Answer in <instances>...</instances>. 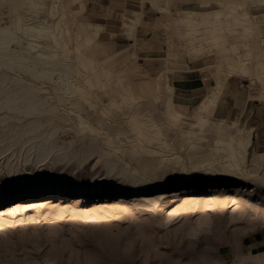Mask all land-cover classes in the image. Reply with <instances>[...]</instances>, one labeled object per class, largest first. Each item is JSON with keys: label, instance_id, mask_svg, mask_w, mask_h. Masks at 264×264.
<instances>
[{"label": "rangeland", "instance_id": "374dc122", "mask_svg": "<svg viewBox=\"0 0 264 264\" xmlns=\"http://www.w3.org/2000/svg\"><path fill=\"white\" fill-rule=\"evenodd\" d=\"M50 1L52 3L53 0ZM148 1L156 2L155 0ZM192 1L196 2V0ZM199 1L201 3L196 2V7L193 9L220 8L224 12L222 16L224 21H231L232 17L228 15V13H232L229 10L231 7L238 12L247 11L253 24L259 26L258 32L256 31L254 38L251 39L253 51L259 54L264 52V45L260 42L264 28L263 0H257V4L253 8L255 11L249 7L248 0H207L208 3L206 4L202 3L205 0ZM239 1H243V3L236 4ZM71 7L77 8L74 5ZM29 14L32 12L26 10L11 11L9 5L5 4L0 7V25L9 24L14 28L18 24L19 17L25 20ZM42 15L50 16L49 10L46 8ZM50 19L51 22L58 20L56 16L50 17ZM170 20L171 23L167 24L166 27L177 31L175 34L177 41H181L180 49L189 48L190 50L193 49V46L203 44L204 49L195 50L196 57H206L205 60L210 65V72L216 83L218 72L215 66L222 58L220 48L223 43L215 46L213 39L202 37L199 43L193 44L190 40L195 34L185 33L184 29L177 28L174 18ZM63 26L66 30L75 27V23L65 21ZM239 32L240 35L237 36V39H233L234 37L229 39L232 44L233 42L239 44L246 40L244 30L240 28ZM56 34L57 42L52 37L41 38L40 43L51 44V51L58 53V59L65 65L66 83L77 82L82 85V93L87 92L85 94L89 100L97 105L91 106L87 101H84L87 98L85 94L83 99V96H78V93L72 96L63 91H55L56 87L59 88V84L45 80L46 85L48 84L46 87L49 90L48 95L52 97L49 101L52 105L58 104V112L24 118L20 123L11 121L6 125L0 124L1 133L3 128L5 129L8 125L20 127L34 119L43 123L46 122L45 124L49 122L44 132L38 136L50 130L53 131V128H59L60 130L56 135L58 139L56 138V140L60 142V147L65 151L82 154L89 149L92 142L96 143L98 149L96 157L94 156L96 160L93 161L92 159L93 162L97 163L95 171H101L105 160L112 158L119 163V166H125L124 161L129 162L128 169L131 172L136 170V172H142L146 175V171L152 169L154 179H168L183 172L181 165H176L172 160H169L170 154L175 152L183 155L188 162L191 161L190 154L200 151L203 153V160H214L208 145L216 139L215 134L208 131L200 132L201 130L198 128L189 133L190 129L180 128L172 118L165 114L163 97L159 90L146 92L141 86L134 85L135 95L133 97L128 96L127 102H123L120 94L114 97L110 90L111 86H108L109 91H106L103 84L108 83L110 85L109 82L111 80L113 82L116 76L110 75L109 77L107 75L109 78L106 75L96 76L88 68L77 63L76 58H74L75 60L68 59L70 58L69 51H65V45L62 41L64 38L58 32ZM19 35L22 36V33ZM104 37L100 39L102 40ZM68 39L73 46H77V43L72 41L70 36ZM229 40L227 37L226 44ZM100 43L103 41L95 42L90 46L97 60L108 57L106 56L107 52L100 47ZM13 47L19 48L15 45ZM84 50L81 49V51ZM237 60L239 61L238 58ZM228 65L229 63L223 66L229 69ZM114 70L115 72H117L116 70L122 71L121 74L127 75L126 71L121 70L118 66ZM252 70V73L236 74L254 80L255 88L258 90L259 85L260 90L264 93V78L260 79L255 70ZM5 72L11 76L21 74L36 86L43 83V81L29 78L20 71L16 73ZM224 76H218V79L225 82L222 80ZM0 82H2L1 77ZM12 86L14 87L12 88ZM5 87L6 89H4ZM9 91H16V85L12 80L7 81L6 85H3V82L0 83V100L1 98L4 100ZM82 93L79 92V94ZM263 95L260 94V97H264ZM58 97L64 100L63 104L59 103ZM111 97L116 101L114 104L110 103L113 101ZM72 102H77V104L74 105ZM71 108L80 109L85 118L95 127L108 125L127 133L108 136L105 133L106 130H102L100 134L92 133L87 129L81 130L77 117L72 113L68 117L67 111ZM134 108H141L142 111L154 113L153 117L171 143L172 151L167 149L152 156L143 154L141 146L137 145L133 127L129 124ZM7 113L10 116L14 115L11 112H3L0 113V116H5ZM58 116L65 117L67 121L59 119ZM7 141L8 139L0 143V147H3ZM200 144L204 148H201ZM133 145H136L138 154L131 156ZM102 147L115 148L119 151L118 154L108 157L102 156L100 159L98 155L101 153ZM18 148L17 146L14 147L17 150ZM7 154L11 155L12 150ZM252 157L253 155L248 156V164H251ZM5 161L6 157L0 161L4 168L3 172L0 173V188L7 191L14 184L15 179L9 180L2 177L6 174ZM216 163L218 165L213 169V172L221 175L224 169L222 165L226 163L225 158H217ZM88 166L89 164L86 162L74 169L70 164L62 173L78 176L80 181L87 182L90 180V175L95 172L89 170ZM191 169L194 168L186 169L187 173ZM195 169L202 172L205 167L199 166ZM184 172L187 174L186 171ZM56 174L54 172L53 176L55 177ZM243 176L254 180L258 191L248 193L216 190L209 193L184 194L174 199H164L161 194L150 195L148 198H140L142 196L131 198L127 195L116 196L117 198L122 197L118 199L115 197L107 198L108 201L102 202H95V197L92 196L87 201L79 202L78 197L80 195L76 194L69 197L65 195L56 196L53 199L55 201L51 203L45 201L50 196L47 195L32 198L31 200H34L36 205L32 206L31 209L28 208L16 213H10L8 208H5L8 204L6 203L0 207V264H223L224 247L233 244L239 238L253 236L257 233H260V236L264 235V171L262 168L252 167L249 168V173ZM235 262L236 264H264V260L246 261V259H239Z\"/></svg>", "mask_w": 264, "mask_h": 264}, {"label": "bare ground", "instance_id": "6f19581e", "mask_svg": "<svg viewBox=\"0 0 264 264\" xmlns=\"http://www.w3.org/2000/svg\"><path fill=\"white\" fill-rule=\"evenodd\" d=\"M49 1L0 0V7L8 4L11 11L26 10L32 12L25 20L19 17L18 24L14 28L9 24L6 26L0 25L1 81L3 85H6L7 81L12 80L16 85V91H9L4 100L2 98L0 100V113L11 112L14 115L10 116L7 113L5 116H0V124L6 125L11 123V121L20 123L24 118L56 113L58 104L52 105L50 103L49 100L52 97L48 95L49 90L46 88L48 84L46 85L45 80L59 84V88L56 87L57 90L55 89V91H63L65 94L72 96L78 93V96L80 95V97L83 96V99L85 98L84 94L87 92L82 93V85L77 82L66 83L65 65L58 59V53L51 51V44L45 45L40 43L41 38L52 37L57 42V32L64 38L62 41L65 45V51H69L70 58L68 59L76 58L77 60H74L77 63L88 68L96 76H116L113 82L112 80L109 82L110 85L108 83L103 84V88L106 91H109L108 86H111L110 90L114 94V97L120 94L123 102H127L128 96L133 97L135 95V84H133L131 78L126 74H121L122 71L116 70L117 72H115V59L113 57L108 56L102 60L95 59L90 46L98 39L100 31L99 29L90 30L91 25L80 20V9L75 10L71 7L79 0H53L52 3ZM166 1L167 3L170 2V0ZM230 2L232 3V1ZM46 8L49 10L50 16L42 15ZM229 10L232 12H227L232 17L231 21H224L222 18L224 14L223 10L215 9L208 11L205 16L200 18H196L193 13L188 12L183 16L176 17L174 23L178 29H184L185 33L195 34L190 40L193 44L199 43L202 37L213 39L215 46L223 43L220 48L222 58L216 66L214 65L218 76L225 75L224 79H222L223 81H226L228 77L236 73H250L253 71L252 69L262 79L264 78V52L261 54L254 53L251 40L254 38L255 32H258L259 26L257 27L253 24L247 11L238 12L232 7ZM53 16H56L58 20L51 22L50 17ZM65 21L75 23V27L65 30L63 26V22ZM240 28L244 30L246 40L239 44L235 42L232 44L229 39L231 37L237 39V36L240 35ZM19 33H22V36ZM69 36L72 38V41L77 43V46H73L72 42L68 41ZM227 37L229 40L228 44H226ZM14 45L19 48L13 47ZM255 46L258 47V45ZM81 49L85 50L81 51ZM193 49L199 51L204 49V46L203 44H198L193 46ZM227 63H229V69L223 66ZM5 71H11V73L20 71L22 74L29 76V78L43 81V83L40 86H36L21 74L11 76ZM218 76L216 77V85L204 98L195 114H192L194 116L191 119L184 120L176 112L177 104L172 87H170L169 103L165 109V114L172 118L180 128L190 129L189 133L194 131L195 128L200 129V132L203 133L206 131L210 132L213 127L219 129L216 133V139L208 145L213 154V161L203 160V153L201 151L190 154V162L180 153H172L169 160H172L176 165H181L183 172L168 179H154L152 169H148L146 175L142 172H136V170L131 172L128 169L129 162L123 160L125 166H119V163L112 158L105 160L101 171H95L97 163L93 161L96 160L94 156L98 150L95 142H92L89 149L82 154L65 151L60 147V142L56 140V135L60 129L53 128V131L50 130L42 134L43 136H38V134L44 132L49 122L45 124L46 122L43 123L34 119L20 127L13 125H8L5 129L2 127V133L0 131V143L8 139L5 145L0 147V161L6 157L4 164L6 174L2 177L9 180L15 179V182L13 181L14 184L7 191L4 188H0V207L8 203L5 208H8L10 213L21 212L28 208L31 209L32 206L36 205V202L31 200L32 198L47 195L50 196L45 201L51 203L55 201L53 199L56 196L65 195L69 197L76 194L80 195L78 197L79 202L87 201L91 196L95 197V202H102L114 197L117 198L116 196L127 195L131 198H139L140 196H142L140 198H148L150 195L161 194L164 199H174L184 194L209 193L216 190L248 193L258 191L256 182L243 176L244 174H248L249 168L252 167H259L264 171V155L257 153V155L252 157L251 164L247 162L252 136L237 128L231 127L228 129L222 124L211 123L209 121L208 114L217 104L224 86V83L218 79ZM52 86L54 87L53 84ZM150 87L152 86L145 83L142 84V89L146 92L151 90ZM80 91L83 95L79 94ZM86 97L88 98L87 95ZM87 98L84 101H87L91 106L97 105ZM112 98L111 100L114 102L111 101L110 103L114 104L116 101ZM63 102L64 100L59 98V103L63 104ZM72 103L74 105L77 104V102ZM140 109L134 108L132 110L129 124L133 127L137 145L141 146L143 154L152 156L158 155L167 149L172 151L171 143L165 137L162 128L153 117L154 113ZM71 113L77 117L81 130L87 129L95 134H100L102 130H106L105 133L108 136L127 133L108 125L95 127L85 118L80 109L74 110L71 108L67 111L68 117ZM58 118L67 121L63 116H58ZM15 146L19 147L18 150L14 149ZM200 147L202 148L203 146L200 144ZM11 150L12 154H7ZM118 151L115 148L102 147L101 153L98 156L101 159L102 156L108 157L118 154ZM136 154H138V150L136 145H133L131 156ZM219 157H224L226 161L222 165L224 169L221 175L213 172V169L218 165L216 160ZM121 159L123 158L121 157ZM86 162L89 164L88 169L95 171L90 175L87 170V173L90 175V180L87 182L80 181L81 179L79 180L78 176L62 173L67 168V165L71 164L75 169ZM199 166L205 167L204 171L201 172L195 169ZM189 167L194 169H191L187 173ZM3 169V165L0 164V173L3 172ZM184 171L187 174H184ZM54 172L57 173L55 177L53 176Z\"/></svg>", "mask_w": 264, "mask_h": 264}, {"label": "crops", "instance_id": "0c3cea01", "mask_svg": "<svg viewBox=\"0 0 264 264\" xmlns=\"http://www.w3.org/2000/svg\"><path fill=\"white\" fill-rule=\"evenodd\" d=\"M155 1L79 0L74 6L77 7L75 10L81 11V21L90 24L91 29H99L100 36L95 42L103 41L99 45L107 52L106 56L115 59V66L125 70L133 84L142 88L145 83L152 86L151 90H159L164 98V109L169 103L172 87L176 112L184 120L191 119L216 85L215 79L206 57H196L193 49H180L177 31L166 26L171 23L170 19L176 18L175 15L191 12L200 18L208 11L220 8L193 9L196 2L201 3L199 0H170L169 4L166 0ZM248 1L249 7L255 11L257 0ZM240 3L243 1L236 4ZM260 39L264 45V28ZM251 80L238 74L228 77L208 118L211 123L249 133L252 136L249 155H264V97H260L264 93L259 85L257 90ZM218 130L213 127L210 133L216 135ZM223 252V264H236L239 259L264 260V235L257 233L239 238L224 247Z\"/></svg>", "mask_w": 264, "mask_h": 264}]
</instances>
